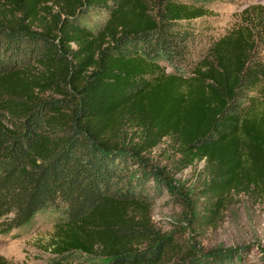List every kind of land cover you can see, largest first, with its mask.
Instances as JSON below:
<instances>
[{
    "label": "trees",
    "instance_id": "16d2710c",
    "mask_svg": "<svg viewBox=\"0 0 264 264\" xmlns=\"http://www.w3.org/2000/svg\"><path fill=\"white\" fill-rule=\"evenodd\" d=\"M213 1L0 0V234L54 209L55 264H244L150 214L168 179L147 154L164 138L180 166L205 161L198 223L232 194L264 203V4L214 37Z\"/></svg>",
    "mask_w": 264,
    "mask_h": 264
},
{
    "label": "rangeland",
    "instance_id": "374dc122",
    "mask_svg": "<svg viewBox=\"0 0 264 264\" xmlns=\"http://www.w3.org/2000/svg\"><path fill=\"white\" fill-rule=\"evenodd\" d=\"M253 3L264 4V0H215L210 3L209 8L213 12L207 18L210 34L214 37L223 34L239 11ZM105 17V12L93 11L84 19L89 25L99 27ZM205 42L206 39H202L198 44L200 50ZM147 156L151 165L163 169L168 179L151 206V219L156 228L173 234L188 245L206 250L237 247L240 262L264 264L263 202H253L244 194H232L213 224H200L199 218L203 219L201 214L206 212L203 206L210 201L205 194L208 183L205 161L202 159L187 167L180 166L181 155L169 138H164ZM58 216L56 210L46 209L39 212L29 226L0 234V254L21 264H55L47 243ZM72 257L76 262L96 260L78 253Z\"/></svg>",
    "mask_w": 264,
    "mask_h": 264
}]
</instances>
